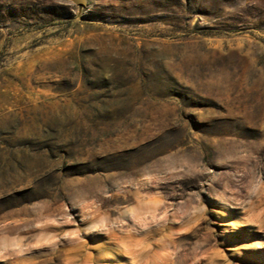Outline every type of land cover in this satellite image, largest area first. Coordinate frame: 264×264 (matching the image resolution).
I'll return each instance as SVG.
<instances>
[{"label":"rangeland","instance_id":"374dc122","mask_svg":"<svg viewBox=\"0 0 264 264\" xmlns=\"http://www.w3.org/2000/svg\"><path fill=\"white\" fill-rule=\"evenodd\" d=\"M0 264H264V0H0Z\"/></svg>","mask_w":264,"mask_h":264},{"label":"water","instance_id":"95a60500","mask_svg":"<svg viewBox=\"0 0 264 264\" xmlns=\"http://www.w3.org/2000/svg\"><path fill=\"white\" fill-rule=\"evenodd\" d=\"M75 4H80V5H84L86 3V0H70Z\"/></svg>","mask_w":264,"mask_h":264},{"label":"bare ground","instance_id":"6f19581e","mask_svg":"<svg viewBox=\"0 0 264 264\" xmlns=\"http://www.w3.org/2000/svg\"><path fill=\"white\" fill-rule=\"evenodd\" d=\"M154 200H155V199H154ZM154 200H153V201H154ZM153 201H151L152 203H150V204H152V205H150L148 208H150V209H152V210H156L157 207L155 206L156 204H153ZM155 201H156V200H155ZM155 201H154V203H156ZM158 208H159V207H158Z\"/></svg>","mask_w":264,"mask_h":264}]
</instances>
